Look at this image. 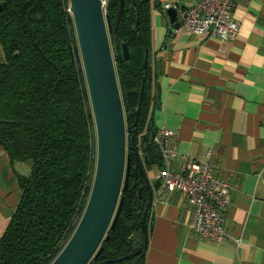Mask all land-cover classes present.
Segmentation results:
<instances>
[{
  "label": "trees",
  "instance_id": "16d2710c",
  "mask_svg": "<svg viewBox=\"0 0 264 264\" xmlns=\"http://www.w3.org/2000/svg\"><path fill=\"white\" fill-rule=\"evenodd\" d=\"M104 12L114 25L118 0H105ZM146 0H135L139 28L148 48V64L137 120L138 140L147 166L162 167L152 142L156 93L149 51L150 13ZM0 146L11 162L30 160L29 174L17 175L21 191L0 237V264H49L72 232V223L86 204L95 162V132L88 113L84 74L78 69L75 33L68 0H0ZM157 7L158 4H156ZM135 9L124 0L112 49L119 91L133 122L143 69V50L135 32ZM129 50L125 66L120 45ZM139 175L132 160L123 204L108 238L102 260L135 251L143 241L140 217L146 192L138 194ZM147 236L151 229L148 225ZM144 252L139 256L143 262ZM136 257L105 264H131Z\"/></svg>",
  "mask_w": 264,
  "mask_h": 264
},
{
  "label": "crops",
  "instance_id": "0c3cea01",
  "mask_svg": "<svg viewBox=\"0 0 264 264\" xmlns=\"http://www.w3.org/2000/svg\"><path fill=\"white\" fill-rule=\"evenodd\" d=\"M190 1L179 0L177 12ZM166 2L176 0L145 1L156 70L153 123L174 130L173 168L185 159L208 162L229 183L230 204L226 237L213 242L189 228L193 209L178 194L153 191L142 264H264V0H233L238 31L225 42L187 32L180 20L173 29ZM30 166L11 162L0 146V237L20 198L17 175ZM143 167L150 181L160 170Z\"/></svg>",
  "mask_w": 264,
  "mask_h": 264
},
{
  "label": "water",
  "instance_id": "95a60500",
  "mask_svg": "<svg viewBox=\"0 0 264 264\" xmlns=\"http://www.w3.org/2000/svg\"><path fill=\"white\" fill-rule=\"evenodd\" d=\"M72 16L75 43L73 51L78 69L83 72L88 93V113L93 119L95 132V162L92 170L90 192L84 209L77 213L72 223L69 238L61 245L60 251L49 264H105L136 257L131 264H139V256L147 245V217L149 215L153 191L159 188V179L150 181L143 164L138 140L137 120L143 94L148 48L139 28V14L135 0H130L135 9V32L143 50L140 88L133 122L125 124L124 113L127 106L117 83V69L114 67L112 49L116 50V31L122 17L124 0H118V8L111 26L109 17L103 10L102 0H68ZM4 2L0 3V8ZM168 22L178 29L181 12L175 7L165 10ZM110 42L112 43V49ZM125 66L128 64L129 50L126 42L120 45ZM131 160L139 175L138 194L146 192L145 208L140 217L142 244L133 252L115 259L102 260V242L108 238V230L113 229L122 209V192L127 189Z\"/></svg>",
  "mask_w": 264,
  "mask_h": 264
},
{
  "label": "built area",
  "instance_id": "2783aa9c",
  "mask_svg": "<svg viewBox=\"0 0 264 264\" xmlns=\"http://www.w3.org/2000/svg\"><path fill=\"white\" fill-rule=\"evenodd\" d=\"M105 3L102 0L103 6ZM179 3L166 2L162 10L177 9ZM232 6L233 0H191L181 9L180 25L190 33L212 35L221 42L231 40L238 31L230 15ZM173 135L174 130L164 124H158L152 135L162 161L156 177L158 189L178 194L192 207L188 226L199 237L221 242L226 237L224 208L230 204L229 183L216 177L206 161L185 159L174 169L177 150L171 144Z\"/></svg>",
  "mask_w": 264,
  "mask_h": 264
},
{
  "label": "rangeland",
  "instance_id": "374dc122",
  "mask_svg": "<svg viewBox=\"0 0 264 264\" xmlns=\"http://www.w3.org/2000/svg\"><path fill=\"white\" fill-rule=\"evenodd\" d=\"M105 6V5H104ZM104 6H103V10H104ZM232 9V8H231ZM110 45H111V49H112V43L110 42ZM207 153H209L208 151H207ZM148 171H147V169H146V171H145V173H147ZM149 173V172H148Z\"/></svg>",
  "mask_w": 264,
  "mask_h": 264
}]
</instances>
